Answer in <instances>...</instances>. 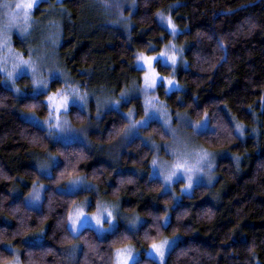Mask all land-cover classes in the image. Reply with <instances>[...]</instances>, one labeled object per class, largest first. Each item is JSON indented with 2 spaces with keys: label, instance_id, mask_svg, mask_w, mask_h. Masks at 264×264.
<instances>
[{
  "label": "clouds",
  "instance_id": "1",
  "mask_svg": "<svg viewBox=\"0 0 264 264\" xmlns=\"http://www.w3.org/2000/svg\"><path fill=\"white\" fill-rule=\"evenodd\" d=\"M260 44L264 0H0V264H264Z\"/></svg>",
  "mask_w": 264,
  "mask_h": 264
},
{
  "label": "trees",
  "instance_id": "2",
  "mask_svg": "<svg viewBox=\"0 0 264 264\" xmlns=\"http://www.w3.org/2000/svg\"><path fill=\"white\" fill-rule=\"evenodd\" d=\"M261 51H256L254 55V67L255 72L252 73L255 75L258 79L264 80V44H260L258 46ZM108 55H112L115 57V54L112 52H109ZM78 63V62H77ZM249 75V72L245 68L244 65H240L237 73L236 78L243 81L244 77ZM209 88L212 86L209 85ZM223 89V85H218L213 89V91L218 95L220 91ZM241 95H243V92L241 90ZM203 95H206L204 93ZM234 97H229L228 102L232 103ZM251 102V100H249ZM4 125H8L9 127H13V121L11 117H5L3 120H0V129L3 128ZM9 144H11V140H9ZM0 155H3L7 158L8 153L7 152H0ZM252 191V186L249 185L247 191L236 188L235 191L232 194V199H244L250 192ZM245 211L248 213L246 220H241V224L245 225L243 228L244 233L251 238L253 235H256L258 238H264V209L257 210L254 205H249ZM225 219L231 218L232 213L229 210H225L224 213ZM202 234L207 235V233L203 232ZM124 245H118V247H123ZM258 254L262 260H264V249H258ZM241 257L244 256V252L240 251Z\"/></svg>",
  "mask_w": 264,
  "mask_h": 264
},
{
  "label": "rangeland",
  "instance_id": "3",
  "mask_svg": "<svg viewBox=\"0 0 264 264\" xmlns=\"http://www.w3.org/2000/svg\"><path fill=\"white\" fill-rule=\"evenodd\" d=\"M55 103H58V101H54ZM124 247V246H123ZM122 248V247H121ZM121 255H123V253H121Z\"/></svg>",
  "mask_w": 264,
  "mask_h": 264
}]
</instances>
